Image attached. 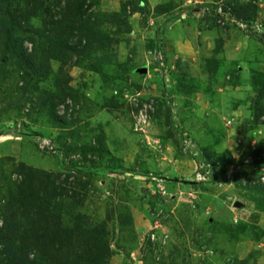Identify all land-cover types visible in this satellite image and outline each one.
Segmentation results:
<instances>
[{"label":"rangeland","instance_id":"1","mask_svg":"<svg viewBox=\"0 0 264 264\" xmlns=\"http://www.w3.org/2000/svg\"><path fill=\"white\" fill-rule=\"evenodd\" d=\"M262 143L264 0H0V236L264 264Z\"/></svg>","mask_w":264,"mask_h":264},{"label":"trees","instance_id":"2","mask_svg":"<svg viewBox=\"0 0 264 264\" xmlns=\"http://www.w3.org/2000/svg\"><path fill=\"white\" fill-rule=\"evenodd\" d=\"M247 8L245 5L242 6ZM236 13V12H235ZM239 19H242L245 22H250L248 20L249 16H239ZM154 46H157V41H152ZM259 152L257 162L259 164L264 163V143L261 144V147L258 148ZM205 156L199 155L197 158L198 162H205ZM214 178V177H213ZM241 179H247V175L242 174ZM250 179H253L252 177ZM249 179V180H250ZM200 189L205 190V183L199 182ZM240 183L243 186L250 185L248 182L243 183L240 180ZM261 189H264L263 184L257 183ZM247 188V187H246ZM242 189V188H241ZM33 219L32 215L28 212L26 213V220L29 223L26 228L27 232L33 233L32 236L22 237V240L13 241L10 237L0 236V264H71L68 260L69 255H61L65 248H70L71 244L69 241L62 242V238L54 233L52 235L46 234L47 225L45 222H41L39 219ZM42 229V234L35 237V233ZM44 230V231H43ZM55 234V235H54ZM32 253L33 256L29 258V254Z\"/></svg>","mask_w":264,"mask_h":264},{"label":"built area","instance_id":"3","mask_svg":"<svg viewBox=\"0 0 264 264\" xmlns=\"http://www.w3.org/2000/svg\"><path fill=\"white\" fill-rule=\"evenodd\" d=\"M248 162V161H247ZM246 162V163H247ZM203 166H200L199 165V171H201V172H203L202 170H203V168L205 167V165L204 164H202ZM261 166V165H260ZM264 166V165H263ZM237 167H239V166H237ZM202 169V170H201ZM262 169V171H261V174L259 173V178L257 179V183H259V184H264V168H261ZM260 169V170H261ZM206 173V172H205ZM207 173L209 174V175H207V177L209 178V176H211L212 175V173L210 172V171H207ZM241 176H242V174H241ZM165 181V177L163 178L161 175L160 176H158V179H157V185L158 186H161V184L163 183ZM241 181L245 184V183H249L250 185H254V180L253 179H250V180H245V179H241ZM203 182V181H202ZM232 204H235V202L234 203H232Z\"/></svg>","mask_w":264,"mask_h":264},{"label":"water","instance_id":"4","mask_svg":"<svg viewBox=\"0 0 264 264\" xmlns=\"http://www.w3.org/2000/svg\"><path fill=\"white\" fill-rule=\"evenodd\" d=\"M237 204V202H235V205Z\"/></svg>","mask_w":264,"mask_h":264},{"label":"clouds","instance_id":"5","mask_svg":"<svg viewBox=\"0 0 264 264\" xmlns=\"http://www.w3.org/2000/svg\"><path fill=\"white\" fill-rule=\"evenodd\" d=\"M237 202V201H236Z\"/></svg>","mask_w":264,"mask_h":264}]
</instances>
